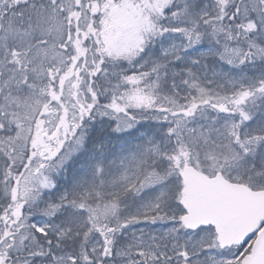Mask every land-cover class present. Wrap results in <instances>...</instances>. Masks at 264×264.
Returning a JSON list of instances; mask_svg holds the SVG:
<instances>
[{
    "label": "snow or ice",
    "instance_id": "obj_1",
    "mask_svg": "<svg viewBox=\"0 0 264 264\" xmlns=\"http://www.w3.org/2000/svg\"><path fill=\"white\" fill-rule=\"evenodd\" d=\"M0 264H264V0H0Z\"/></svg>",
    "mask_w": 264,
    "mask_h": 264
}]
</instances>
